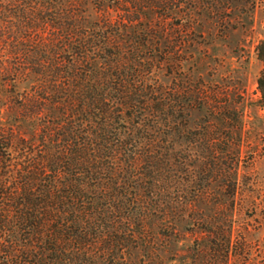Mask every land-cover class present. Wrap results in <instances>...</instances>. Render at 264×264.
I'll list each match as a JSON object with an SVG mask.
<instances>
[{"label":"trees","instance_id":"trees-1","mask_svg":"<svg viewBox=\"0 0 264 264\" xmlns=\"http://www.w3.org/2000/svg\"><path fill=\"white\" fill-rule=\"evenodd\" d=\"M179 1L0 0L24 67L0 75V264H225L214 183L230 151L237 176L241 115L197 89V0ZM230 1L241 25L255 0ZM256 58L264 107V40Z\"/></svg>","mask_w":264,"mask_h":264},{"label":"rangeland","instance_id":"rangeland-1","mask_svg":"<svg viewBox=\"0 0 264 264\" xmlns=\"http://www.w3.org/2000/svg\"><path fill=\"white\" fill-rule=\"evenodd\" d=\"M243 1L245 5L242 7L245 6L244 10L247 11L253 1ZM187 3V0H180L179 7L189 8ZM228 8H232L230 0H197V35H185L186 24L172 21L170 27L173 29H170L168 38L173 45L189 39V36L197 40V89L207 95L212 107L229 109L241 115L243 129L239 141L237 176L235 179L228 178L233 158L230 151L226 159L224 157V169L229 167V171L225 172L226 179L214 183L217 187L214 201L220 207L215 212L217 219L231 220L230 249L225 264H264V107L258 103L260 95L256 86L262 69L261 62L256 58V47L264 40V0L254 1V9L247 11L250 16L241 20V25L237 23L239 18L245 17L237 13H241V6H237L238 11L234 15ZM205 12H209L213 19L204 20L202 16ZM3 17L4 30H0V75L4 78L9 74H18L24 67L19 65L18 59L23 49V44L17 40L19 34L14 30V25L7 22L6 15ZM220 18H231V23L226 24V20L222 22ZM35 91L38 92L33 88L32 92ZM30 94L31 99L36 97ZM6 106H14L13 101L8 100ZM21 112L24 110L19 109ZM228 123L227 138L231 144H238L237 123L231 119ZM214 124L217 125V122L214 121ZM0 131L9 136L5 127H1ZM217 136L221 137L219 132ZM15 137L12 138L16 140ZM219 168L217 166L215 171ZM232 180L237 184L233 205L230 204L232 198L229 189ZM218 190H224L225 195L220 197Z\"/></svg>","mask_w":264,"mask_h":264}]
</instances>
